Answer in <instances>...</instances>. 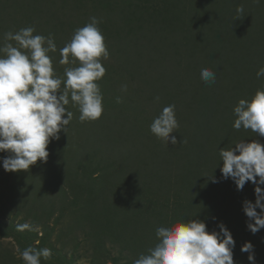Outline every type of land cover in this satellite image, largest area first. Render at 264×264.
Returning a JSON list of instances; mask_svg holds the SVG:
<instances>
[{"label":"rangeland","instance_id":"1","mask_svg":"<svg viewBox=\"0 0 264 264\" xmlns=\"http://www.w3.org/2000/svg\"><path fill=\"white\" fill-rule=\"evenodd\" d=\"M2 1L7 2V5L15 2H25L29 5L48 4L50 1L54 4H60L61 1H65L67 4L77 2V0ZM115 1L123 3L125 0ZM148 1L149 3L144 4L147 7L145 16L147 13L153 15L150 10L152 6L157 8L160 6L158 0ZM206 1L207 6L209 5L211 21L205 25V28L212 32L216 38L222 37L221 30L230 29L231 19L235 21L239 18H245H236L238 15L237 6H243L244 13H247L256 2V0H251V3H247L248 0ZM80 2L82 3L79 4ZM113 2L114 0H79L77 4L84 5L85 9L75 11V13H66V15L78 16L86 11V16L90 18L97 15V13H90L91 9L100 6L102 10H108L105 7ZM163 2L170 7L173 4V0ZM191 4L192 0H182L179 4L185 16V19L182 18L183 28H186L184 20H188L192 15L193 6ZM130 5V8L128 5L130 15L133 13L136 15L138 10H136L135 2L132 0ZM256 7L258 8V6ZM32 8L33 10L30 8L26 12L31 19H51V13L59 15L58 12L43 15L35 11L33 6ZM102 14L100 13V15ZM162 16L164 15L154 17L159 21ZM102 18L104 17L102 16ZM247 19L253 20L254 16ZM251 27V30L260 29L261 32L264 30L262 27H254L253 24ZM105 28L109 29L110 26ZM165 29H168V26ZM109 30H112L111 35L116 34L113 32V28ZM201 31L206 34L204 28H201ZM36 34L45 37L51 35L54 39L57 51L56 54L52 52L50 57L56 76L64 79L65 68L79 65L78 60L67 65L59 63L61 59L60 49L70 41L69 38L60 35L55 36L56 33L50 28L48 30L36 28L34 35ZM102 34L105 44H112L111 36L107 38L106 35L109 33ZM119 37H122V32ZM120 38L115 39V44ZM12 43L15 45L14 41ZM131 50L133 48L130 45V52ZM180 53H184V51L180 50ZM170 54L168 60L166 58L167 61L163 62V67L167 66L170 70V74L166 75L167 79L176 80L172 73L178 72L182 67H178V60L176 57L173 59L171 50ZM241 55L242 52L237 55V58L241 59ZM142 58L140 57V60ZM134 59L132 58V60ZM100 62L106 69L104 76L96 81L103 96V117L101 116L100 120L81 122L78 119L80 115L78 107H74L71 100L66 106L67 110L75 115L70 122L71 125L68 126L70 130L68 134L71 135L80 131L79 125H77L79 123L86 130L93 128V131L97 130L99 136L94 134V137L99 140V143L97 141V144L88 146V150L85 149L84 142L79 146L74 145L76 146V153L66 152L70 144L62 145L63 142H58L59 144L54 145L52 149L47 148L49 153L47 158L56 156L54 162L57 161V166L49 165L53 166L51 171L54 172V175L51 174L50 170L44 173L41 177L43 183L28 172L33 165L28 170L5 171L2 167V159L9 153L0 152V264H25L20 258V253L27 247L36 250L51 249V258L47 260L41 258V264H133L140 253H146L147 249L156 242L155 229L160 225L168 224L167 216L176 210L179 212L181 208L182 200L186 196L184 193L188 192L177 190L175 178L169 177V173H172L174 169L176 170L177 166H180L181 169L186 167L190 158L186 157L182 159L183 161L174 163L172 165L174 168L170 165L162 168L163 165H160L162 168L160 170L155 166L158 162L154 161L156 153L176 145L170 142L166 143L150 132L149 126L153 119L158 116L163 107L167 106H163L160 101V98L164 100V97L160 95L162 93L159 91L155 93L153 90L152 92H143V86L138 81L139 77H136L137 80L130 78L110 53L107 59L101 57ZM230 63L235 64L230 66ZM230 63L222 66L221 69L207 67L215 73V82L212 84L215 91H221L226 84H230L232 89L233 84L229 81L230 77L238 78L241 74H248V67L240 63V60L230 57ZM183 64L181 62V65ZM209 65L218 66V63ZM150 66L154 67L155 70L160 69V66L154 61L151 62ZM199 74L200 72L198 73L196 70L186 75L185 78H189L187 86L193 89L194 93L202 95L206 90L201 85ZM123 85L127 86L126 90H122ZM170 86L169 90L175 94L174 97L181 94V87H174V83H171ZM206 86L207 84L204 85V87ZM63 90L62 85L60 91L63 92ZM210 92L211 90L207 89V93L210 94ZM217 94L219 95V93ZM180 96L176 105L180 102ZM117 97H120L119 103L116 101ZM156 97H159V100ZM176 120L178 121L177 118ZM211 125L214 126V123ZM202 132V142L207 143L203 139ZM171 135L176 136L177 145H180L178 141L183 138L182 136L181 138L178 137V128L170 133ZM206 146L211 145L207 144ZM145 149L150 151L147 156L144 154ZM68 155L74 157L75 164L73 161H66L63 157ZM39 162L41 161L38 159L36 163ZM46 162L42 163L45 164ZM125 164L127 165L125 166ZM133 166H135L136 175L129 182V187H132L127 188L128 191L126 190L125 195L120 176L131 175L126 171H131ZM228 186L231 189L230 181ZM242 195L251 200L250 193H243ZM155 201H157V205L154 204ZM152 203L153 210L160 213L154 217L151 216V213L148 214L151 212ZM200 211L195 202L192 203L191 216L195 218ZM183 212L185 210L182 207L180 214ZM161 220L163 222H160ZM25 222L38 226V230H17V225ZM221 223L226 228L229 227L226 223ZM219 224L216 225V229L212 230V228L211 230L219 232ZM234 241L238 240L234 239ZM244 243L246 242L238 246L236 242L235 245L238 246V256H247L248 259L249 254L241 251V246ZM259 248L262 249L261 252H259ZM253 251L254 256H256L255 264H264V258H262L264 257V241L253 245ZM233 260L235 262L240 259Z\"/></svg>","mask_w":264,"mask_h":264},{"label":"trees","instance_id":"2","mask_svg":"<svg viewBox=\"0 0 264 264\" xmlns=\"http://www.w3.org/2000/svg\"><path fill=\"white\" fill-rule=\"evenodd\" d=\"M78 1L71 4H67L65 1H61L60 4H54L50 1L48 4L40 5H29L25 2H23L24 4L15 2L7 5V2L4 3L0 0V44L4 42L3 38L6 32H16L21 28L29 26L44 30L50 28L56 33L55 36L60 35L71 40L77 28H81L90 22V18L85 14L86 11L84 14L78 16L66 15V13H75V11L85 9L84 5H79L82 2L77 4ZM131 1L125 0L123 3H120L114 0L112 4L108 5L109 7H105L108 10H102V7L99 6V8L91 9L90 13H97L95 17L100 20L98 27L101 32L109 33L106 34L107 38L111 36L110 40L112 44H108L106 47L110 55L119 63L122 70L130 78L136 79V77H139L138 81L143 86V92H152V90L155 93L157 91L161 92L162 94L160 95L164 97V100L160 98L163 106L175 105V114L177 113L175 117L179 121L178 137L181 138L182 136L183 139H179L178 143L180 145L176 144L169 149H163L159 153H156L154 161L158 162L155 166L160 170L189 157L190 160L186 167L181 169L180 166H177L176 170L174 169L172 173H169V177L175 178L177 190H184L188 193H184L186 196L185 198L183 197L184 200H182L179 212L176 210L167 216L169 219L166 220L168 221L167 223L198 219L205 222L207 231H212L216 229L217 224L224 222L229 226L227 229L230 231L233 239L238 240L236 241L238 246L243 242H251L252 245L259 244V242L264 241V229L253 234L247 227L249 218L245 215L242 207L245 200L255 203V185L252 182H247L243 188V192L242 190H237L231 178L224 179L220 171L222 161H220L218 150L220 148H229L230 146L234 148V143L239 140H244L245 142L257 140L261 144H264V136L243 128L236 130L232 126L236 118L233 108L239 99H248L257 89H264V77L257 78L256 76L257 70L264 66V30L262 32L260 29L251 30V24L254 27L264 28V0H259V3L255 2L250 11L241 16L245 18H239L235 21L231 19L230 29L221 30V38H216L212 32H209L205 28V25L211 21V13L209 12V5L207 6L206 0H192V15L188 20H184L185 16L180 7L181 5H179L182 0H173L171 7L163 2L165 0H158L160 6L158 8L153 6L152 9L149 8L153 15L147 13L146 16L145 11L147 7L144 4L146 2L149 3V1L133 0L138 13L130 15L129 8L131 7ZM247 3H251V0H248ZM32 6L35 11L43 15H47L50 12H58L59 15L51 13V19H31L26 12L30 8L33 10ZM100 13L103 14L100 15ZM161 15H164L159 18L161 20H156L155 17ZM252 16H254L253 20L247 19ZM182 18H184L186 28H183ZM109 26L113 28V32L116 33L115 35H111L112 30H109L110 28H105ZM167 26L168 29H165ZM201 28H204L206 34L201 31ZM121 32L122 37L120 38ZM118 38L120 39L115 44V39ZM130 45L133 48L131 52ZM170 50L173 59L177 58L178 60V64L176 63L178 67H182L178 72L172 73L176 80L167 79L166 75L170 74V70L167 66L163 67V62L167 61L169 55H171ZM180 50H183L184 53H180ZM241 52V59L237 58V55L241 54ZM54 54L56 53L54 52ZM48 55H52V52ZM140 57L143 58L140 60ZM230 57L240 60V63L248 67V74H241L238 78L230 77L229 81L233 84L232 89L230 84H226L221 91H215L212 87L213 83H209L204 87L206 83L201 80V85H203L202 87L206 92H204L205 95H198L187 86L189 78H185L186 75L196 70L199 73L201 67H217L221 69L222 66L230 63ZM132 58L135 59L132 60ZM152 61L159 65L160 69L155 70L154 67H151ZM181 62L183 65H181ZM215 62L218 63V66L209 65L215 64ZM233 64L235 63H230V66ZM171 83H174V87H181L182 89L181 94H179L181 95V99L178 105H176V102L179 100V95L174 97L173 95L175 94H172L169 90ZM207 89L211 90L210 94L207 93ZM225 100L226 102H224ZM74 117L75 115H73ZM212 123H214V126L211 125ZM77 125L80 126H78L80 131L69 135L68 132L70 130L66 126V132L61 130L59 140L52 139L47 148L52 149L54 145L56 146L63 142L62 145L70 144L66 152L76 153V146H79L83 142L85 149L88 146L97 144V141L99 143V140L94 137V134L99 136L98 132H96L97 130L93 131L94 128L91 129V127V130H86L81 124L78 123ZM201 131H203V139L207 143L202 142ZM186 136H188V139H186ZM91 142L93 144H90ZM207 144L211 146L207 147ZM149 153L150 151L145 149V156ZM176 154L178 155L176 156ZM63 157L68 162L73 161V164L76 163L73 156L68 155ZM54 160H56V156H50L47 158L45 164L42 162L35 163L28 172L30 175L38 178V181L40 179L42 182L41 177L44 173L53 170L54 165V167L57 166V161L54 162ZM160 165H163V167L161 168ZM172 167L174 168V166ZM134 168L135 166H133L131 171H126L131 175L120 176L122 188H124L122 190L125 192V195L128 191L129 182L136 175ZM51 174L54 175V172L51 171ZM155 175L157 176V173ZM212 177L217 182H213ZM229 181L231 189L228 186ZM261 187H264V185H261ZM243 193H250L251 200L244 197ZM194 202L196 207L201 210L196 214L195 218L191 216L192 203ZM154 204L157 205V201ZM135 206L138 207L137 204ZM152 207L153 203L150 208L151 212L148 214L151 213L152 217L160 214L159 211H154ZM182 207L185 212L180 214ZM257 212H260L259 208H257ZM160 222L163 221L161 220ZM238 246L235 245L233 248V259H240L239 261H235V264H252L247 259V256H238ZM259 250V252L262 251L260 248ZM256 251L258 252V250Z\"/></svg>","mask_w":264,"mask_h":264},{"label":"clouds","instance_id":"3","mask_svg":"<svg viewBox=\"0 0 264 264\" xmlns=\"http://www.w3.org/2000/svg\"><path fill=\"white\" fill-rule=\"evenodd\" d=\"M236 12V18L243 16V6H237ZM99 23L97 17H90V22L77 28L60 49V64L79 61L78 66L65 68L64 79L56 76L48 55L57 51L51 35H34L35 28L31 26L4 34V42L0 44V152L9 153L2 159L5 171L28 170L38 159L47 160V145L52 139H59L61 130L66 132L73 118L66 107L70 100L78 107L81 122L101 117L103 96L96 81L106 72L100 58L107 59L109 52ZM256 76L264 77V66L257 70ZM200 77L206 84L215 82V73L210 68L201 67ZM126 88L122 86V90ZM116 101L119 103L120 97ZM233 113L234 129L243 128L264 136V89H257L248 99H239ZM149 127L157 138L177 144L176 136H170L179 127L175 105L163 107ZM234 144V148L218 150L220 171L224 179L234 181L237 190H243L247 182L255 185V203L245 200L242 205L249 218L247 227L255 234L264 229V187H261L264 144L257 140H239ZM212 180L217 182L214 177ZM219 229L209 232L205 222L198 219L160 225L155 229L154 245L146 253H140L133 264H235L232 251L235 241L222 223ZM17 230L37 231L38 226L25 222L17 225ZM241 251L248 253V260L255 264L251 242L244 243ZM51 256L49 248L27 247L20 253L25 264H41V258L47 260Z\"/></svg>","mask_w":264,"mask_h":264}]
</instances>
